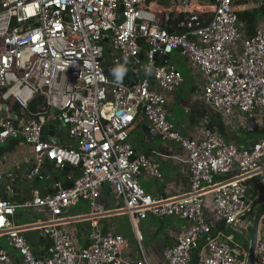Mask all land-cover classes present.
I'll return each mask as SVG.
<instances>
[{"label":"built area","instance_id":"built-area-1","mask_svg":"<svg viewBox=\"0 0 264 264\" xmlns=\"http://www.w3.org/2000/svg\"><path fill=\"white\" fill-rule=\"evenodd\" d=\"M242 1L0 0V102L16 104L26 118L0 119V145L16 140L21 152L29 148V179L41 177L47 161L80 171L72 187L58 180L53 192L35 189L24 202L4 196L0 171V236L19 255L0 245V264H153L141 237V257L130 261L123 235L105 234L93 222L87 245L79 247L66 229V209L81 200L92 218L109 213L100 202L104 186L122 199L118 210L134 225L149 214L187 221L177 242L164 248L165 264H189L196 250L199 264H248V249L231 235L213 233L206 205L210 198L216 218L235 230L253 204L264 201V181L254 200L247 183L263 170L264 139L242 148L208 125L197 138L182 134L169 119L168 98L184 76L166 59L178 52L203 74V100L215 112L252 117L261 109L264 118V29L244 33ZM34 103L40 104L36 111ZM143 116L151 134L186 150L189 188L183 194L153 196L142 187L143 171L162 177L160 164L130 140ZM56 118L75 147L43 139L44 125ZM18 209L46 216L21 226L14 221ZM31 229L47 242L42 255L24 235ZM255 262L264 264V217Z\"/></svg>","mask_w":264,"mask_h":264},{"label":"crops","instance_id":"crops-1","mask_svg":"<svg viewBox=\"0 0 264 264\" xmlns=\"http://www.w3.org/2000/svg\"><path fill=\"white\" fill-rule=\"evenodd\" d=\"M245 1L247 0H244V2ZM241 4L242 5L239 6V9L241 10L238 9V11L264 7V4L262 3L254 8L249 6V3ZM242 24L244 26V22H242ZM259 29H264V13H261L258 17L256 30ZM174 54L175 53L173 52L170 55L168 59L169 62L174 63L175 65V61L178 62V60L185 62L178 52H176L175 61H172ZM182 64L184 65L183 62ZM184 66L188 67L190 71L188 68L187 70L179 69L176 65V67L183 73L184 82L182 85L185 84L186 87L179 91V88L182 86L181 85L168 98L170 108L169 119L171 121L173 120L172 118L176 117L179 109L184 110L185 114L183 118H180L181 121L179 124H177L175 121H172L182 134L197 138L200 136L201 128L205 125H208L214 130L220 132L226 140L233 142L242 148H251L256 143L264 139V133L250 131L248 124V120L250 118H255L256 122L260 125L259 129L264 128V118L261 109H257L252 117L242 114L239 111L234 112V114L230 117H225L215 112L203 100V74L198 69L191 68V66H189V64L187 65L186 62ZM123 72L125 74L127 73L126 70ZM39 106V103H34L32 104L31 109L36 111L39 109ZM7 117L14 119L17 122L26 120V118L20 114L19 107L16 104L8 101L0 102V119ZM206 120H208L207 123ZM62 126L64 145L75 147L76 143L71 138L68 127L63 124ZM139 131L142 133H139ZM137 132L139 134L136 136H139L140 142H142L140 146H137L135 143H133V136H135V133ZM130 140L138 152L146 154L148 157L160 164L162 177L152 176L147 171H143L139 176L142 187L148 193L152 194L153 196L174 197L179 194H183L189 188L187 152L181 144L176 141L164 139L161 136L159 137L157 134H151L150 123L144 116L131 131ZM11 141L16 142V149L15 151H7L0 155V171L4 173V178L2 181L4 196L15 202H24L30 200L35 189L39 190L43 194L53 192L55 190L54 183L56 182L57 178L60 182L66 185L72 183L73 178H75L80 173L79 170L73 168H70V170L67 172L63 170L62 167L55 165L53 162L47 161L42 170V172H46V175L42 174L41 177L36 176L33 179H29L27 178L26 173L31 164L29 158L31 157L30 150L27 146H24L25 151L21 152V150L18 149L21 145L20 141ZM6 154H12L16 157L12 161L13 164H10L12 167L4 166L2 162V159L6 156ZM1 166H3L4 169ZM22 178L29 180L36 179V187H34L30 194L26 193L23 189L16 188V184L19 183ZM263 181L264 159L263 170L261 173L247 181L249 184V197H252L253 200L254 198L256 199L257 193L262 186ZM8 185L11 186V191L6 190ZM100 202L104 205L105 209L108 210L109 213L96 218H92L90 216L91 214L89 213V204L85 200H81L77 204L66 209L67 215H70V219L66 223V229H68L73 234L75 242L79 247L87 245L93 222H95L103 233H112L115 235H123L125 237L126 246L124 250V256L126 259L135 261L141 257L138 239L141 237V243L149 260L153 264H165V260L163 258L164 248L177 242L178 238L184 233L187 221L175 215L158 217L149 214L146 219L140 220L136 225H134L126 212L119 211L121 210L119 208L123 206L122 199L119 198L107 186L103 187ZM258 203L264 204V201H256L251 207L253 211L256 204ZM22 211L23 213L21 216H23L24 213L29 214L31 217L35 213L38 216V219L44 218L46 216L45 211L40 213L32 209H25ZM250 211L247 213L253 212ZM206 212L207 216L212 222L213 233H221L225 235L221 229L225 228L227 225L223 224L222 220L216 218L215 208L210 198L207 200ZM258 212L259 211L255 212L256 216ZM245 216L246 214L243 218H245ZM29 223H32V221L18 225L23 226ZM236 227L243 229L244 233V226L238 224ZM249 232V229H247L245 234L248 235ZM24 235L26 237L28 236L27 239L31 242L37 254L42 255L44 249L47 247V242L40 237L39 230H24ZM0 245L5 247L15 256H19L9 244V246L5 243H0ZM196 251L193 253L192 260L189 264H199L201 262V252L200 250ZM194 255L199 258L198 262H194Z\"/></svg>","mask_w":264,"mask_h":264},{"label":"rangeland","instance_id":"rangeland-1","mask_svg":"<svg viewBox=\"0 0 264 264\" xmlns=\"http://www.w3.org/2000/svg\"><path fill=\"white\" fill-rule=\"evenodd\" d=\"M242 2L243 3H249V6H252V8L260 5L261 3L264 4V0H249V1L247 0L245 2L244 1H242ZM238 9H239V7H238ZM239 10H241V9H239ZM243 31L245 34H247L246 31L244 30V28H243ZM174 53L175 54L173 55L172 61H175L176 52H174ZM182 62L185 65L186 61L185 62L179 61V60H178V62L175 61L176 65L179 69L187 70L188 67H185L182 64ZM186 64L188 65L187 62H186ZM189 71H190V69H189ZM185 87H186L185 84L182 85L181 88H179V91L183 90ZM184 114H185L184 110L179 109L178 113L176 114V117L172 118L173 119L172 121H175L177 124H179V122L181 121L180 118H183ZM139 133H142V132L139 131ZM139 133L137 132V133H135V136H133V143H135L137 146H140L142 143V142H140V137L136 136ZM5 157L2 159L4 166H7V167L11 166L12 167V165H10V164H13L12 161L16 158L15 155L6 154ZM1 167L4 169L3 166H1ZM36 184H37L36 179L35 180H29V179L22 178V180L16 184V188L23 189L26 193L30 194L31 191L34 189V187H36L35 186ZM263 207H264V204H262V203L256 204L254 211L251 213H247L245 218H243L242 222L239 224V225L244 226L246 229H249L250 232L248 233L247 236L244 233H241V232H238L237 230H234L232 226H226L225 228H222L221 229L222 232L225 235H231L234 243H236V244L238 243V245H242L245 249H248L250 251V242H251L250 238L252 236L253 228H254V222H255V216H256L255 212L260 211ZM22 213H23V211L21 209L17 210V214L15 216V222L17 224H24L25 222H28V221L33 222L34 220L38 219V216L35 213L33 215L30 213L32 215V217L27 213L26 214L24 213V215L21 216ZM0 243H5L6 245H8L6 237H4V236L0 237Z\"/></svg>","mask_w":264,"mask_h":264},{"label":"water","instance_id":"water-1","mask_svg":"<svg viewBox=\"0 0 264 264\" xmlns=\"http://www.w3.org/2000/svg\"><path fill=\"white\" fill-rule=\"evenodd\" d=\"M121 10L123 9V7L120 8ZM124 19L122 13H120L119 15V20L122 21ZM108 38L105 39V41H107ZM170 56H167L166 59L168 60ZM139 58H143V53H140ZM106 61V58H105ZM134 60L129 61V63H133ZM125 80L128 79V73L125 75L124 77ZM248 124H249V130L252 132H262L264 133V128L263 129H259L260 125L256 122L255 118H250L248 120ZM62 129L63 126L61 124V121L59 118H56L54 120H52L50 123H47L44 125L43 128V139L54 142L56 144L59 145H63L64 144V139L62 136ZM159 137L161 136L160 134H157ZM63 170L65 171H69L70 170V166L66 165L63 167ZM43 175H46V172H42ZM56 181H58V178L56 179ZM72 183L70 184H66V187H72ZM264 217V207L258 212L256 219H255V223H254V228H253V233L252 236L250 238V253H249V261L248 264H256L255 262V249H256V244H257V240H258V234H259V229H260V224H261V220ZM222 223L225 224V221L222 220ZM235 230H237L238 232L243 233V229L241 228H237L235 227Z\"/></svg>","mask_w":264,"mask_h":264},{"label":"trees","instance_id":"trees-1","mask_svg":"<svg viewBox=\"0 0 264 264\" xmlns=\"http://www.w3.org/2000/svg\"><path fill=\"white\" fill-rule=\"evenodd\" d=\"M241 3L242 2H239L238 5H242ZM261 13H264V7L254 8L251 10L238 11L240 20L244 22V29L248 35H253L255 33L258 17ZM15 149H16V142L14 141H11L5 145H0V155L4 154L7 151H15ZM251 211H253V209H251ZM194 257H195L194 262L195 261L198 262L199 258L196 255H194Z\"/></svg>","mask_w":264,"mask_h":264}]
</instances>
